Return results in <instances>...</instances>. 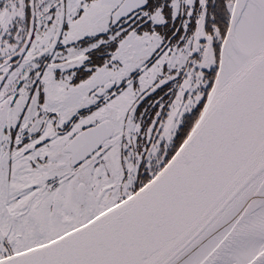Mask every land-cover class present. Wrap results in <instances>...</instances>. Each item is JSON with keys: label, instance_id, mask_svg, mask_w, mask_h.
<instances>
[{"label": "snow or ice", "instance_id": "obj_1", "mask_svg": "<svg viewBox=\"0 0 264 264\" xmlns=\"http://www.w3.org/2000/svg\"><path fill=\"white\" fill-rule=\"evenodd\" d=\"M0 264H264V0H0Z\"/></svg>", "mask_w": 264, "mask_h": 264}]
</instances>
